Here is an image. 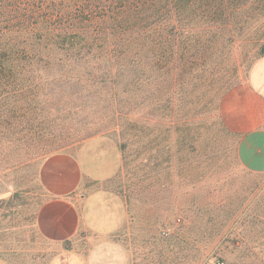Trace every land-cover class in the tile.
I'll use <instances>...</instances> for the list:
<instances>
[{"label": "rangeland", "instance_id": "374dc122", "mask_svg": "<svg viewBox=\"0 0 264 264\" xmlns=\"http://www.w3.org/2000/svg\"><path fill=\"white\" fill-rule=\"evenodd\" d=\"M258 7L240 0L226 18L181 22L175 45L158 52L202 62L127 71L107 89L69 85L1 126V263L264 264V174L239 164L238 135L221 114L264 55ZM56 153L106 175L82 181L80 226L62 243L35 227L46 199L39 167Z\"/></svg>", "mask_w": 264, "mask_h": 264}, {"label": "trees", "instance_id": "16d2710c", "mask_svg": "<svg viewBox=\"0 0 264 264\" xmlns=\"http://www.w3.org/2000/svg\"><path fill=\"white\" fill-rule=\"evenodd\" d=\"M263 1L257 0L259 9ZM238 4L240 0H0V127L23 120L37 108L39 97L51 100L69 85L107 89L122 85L127 71H172L177 60L182 69L204 61L196 54L174 58L171 52H158L175 45L179 23L194 17L206 24V13L211 20L226 18ZM146 49L151 54L142 55Z\"/></svg>", "mask_w": 264, "mask_h": 264}, {"label": "crops", "instance_id": "0c3cea01", "mask_svg": "<svg viewBox=\"0 0 264 264\" xmlns=\"http://www.w3.org/2000/svg\"><path fill=\"white\" fill-rule=\"evenodd\" d=\"M221 114L226 125L238 135L239 164L250 173L264 174V55L251 65L246 81L224 96ZM104 173L67 153L44 159L38 180L46 199L35 215L38 235L51 243L71 239L80 226L82 197L77 196V191L85 178L104 179Z\"/></svg>", "mask_w": 264, "mask_h": 264}]
</instances>
